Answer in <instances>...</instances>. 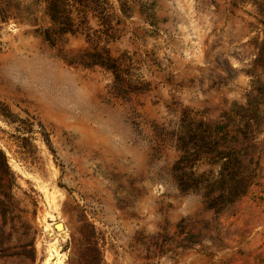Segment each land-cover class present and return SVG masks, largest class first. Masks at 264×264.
Wrapping results in <instances>:
<instances>
[{"label": "rangeland", "instance_id": "374dc122", "mask_svg": "<svg viewBox=\"0 0 264 264\" xmlns=\"http://www.w3.org/2000/svg\"><path fill=\"white\" fill-rule=\"evenodd\" d=\"M0 264H264V0H0Z\"/></svg>", "mask_w": 264, "mask_h": 264}, {"label": "water", "instance_id": "95a60500", "mask_svg": "<svg viewBox=\"0 0 264 264\" xmlns=\"http://www.w3.org/2000/svg\"><path fill=\"white\" fill-rule=\"evenodd\" d=\"M58 225H60V228H62V224H61V223H58V224L55 225V228H56V229H60V228L58 227Z\"/></svg>", "mask_w": 264, "mask_h": 264}, {"label": "bare ground", "instance_id": "6f19581e", "mask_svg": "<svg viewBox=\"0 0 264 264\" xmlns=\"http://www.w3.org/2000/svg\"><path fill=\"white\" fill-rule=\"evenodd\" d=\"M58 227L60 228V225H58Z\"/></svg>", "mask_w": 264, "mask_h": 264}]
</instances>
